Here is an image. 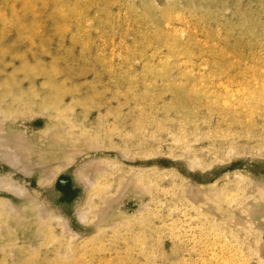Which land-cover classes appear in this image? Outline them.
Instances as JSON below:
<instances>
[{
	"label": "rangeland",
	"instance_id": "rangeland-1",
	"mask_svg": "<svg viewBox=\"0 0 264 264\" xmlns=\"http://www.w3.org/2000/svg\"><path fill=\"white\" fill-rule=\"evenodd\" d=\"M0 264H264V0H0Z\"/></svg>",
	"mask_w": 264,
	"mask_h": 264
},
{
	"label": "bare ground",
	"instance_id": "bare-ground-1",
	"mask_svg": "<svg viewBox=\"0 0 264 264\" xmlns=\"http://www.w3.org/2000/svg\"><path fill=\"white\" fill-rule=\"evenodd\" d=\"M129 9V8H128ZM2 15V14H1ZM130 22V21H129ZM223 28V27H222ZM5 33V32H4ZM158 33V32H157ZM115 46V45H114ZM190 51V50H189ZM142 52V51H141ZM185 52V51H184ZM100 54V53H99ZM118 55V53H117ZM133 57V56H132ZM179 58V57H178ZM104 61V60H103ZM109 70V69H108ZM248 86V85H247ZM187 99V98H186ZM194 104V103H193ZM202 105V104H201ZM172 107V106H171ZM229 107V106H228ZM173 112V111H172ZM167 115V114H166ZM188 120V119H187ZM247 122V121H246Z\"/></svg>",
	"mask_w": 264,
	"mask_h": 264
}]
</instances>
